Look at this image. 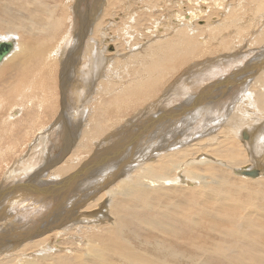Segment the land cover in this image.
I'll return each instance as SVG.
<instances>
[{
    "label": "bare ground",
    "instance_id": "obj_1",
    "mask_svg": "<svg viewBox=\"0 0 264 264\" xmlns=\"http://www.w3.org/2000/svg\"><path fill=\"white\" fill-rule=\"evenodd\" d=\"M24 1L0 6L12 44L0 109L23 102L0 112V264H264V0H99L85 43L71 35L82 0L67 2L61 39L67 16ZM39 33L45 42L22 36ZM29 55L40 75L56 65L50 116L25 102ZM78 58L91 75L69 78L88 96L82 118L63 81ZM63 128L60 145L45 142Z\"/></svg>",
    "mask_w": 264,
    "mask_h": 264
},
{
    "label": "rangeland",
    "instance_id": "obj_2",
    "mask_svg": "<svg viewBox=\"0 0 264 264\" xmlns=\"http://www.w3.org/2000/svg\"><path fill=\"white\" fill-rule=\"evenodd\" d=\"M6 2H7V0H5ZM5 1H2V2H0L2 5H0L3 9H4V5H3V3L5 4ZM54 1V2H53ZM43 0V3H48L47 5L49 6V9L50 10H53V13H54V18L55 17H60L61 15L63 16V20H64V18H66L65 16H67V19H65L66 21H64V24H63V26L61 25V27H59L60 28V33H59V35H60V39H61V37H62V35L66 32V31H69L68 30V28L70 27V21H69V19H68V15H67V13L69 12V14H70V9H68V6L70 5L69 3H71L72 1H74V0H72V1H70L69 2V0ZM24 0H18V3H15V6L13 7V11L15 12L16 11V9H19V8H21V7H23L24 6ZM57 3V4H59V5H57L56 6V4H55V6H53L54 5V3ZM60 2V3H59ZM62 2V3H61ZM63 2H64V4H63ZM67 2H69V3H67ZM66 3V4H65ZM72 4V3H71ZM88 4H90V6L88 7L87 5ZM116 4V3H115ZM63 5H66L67 6V12H65L64 10H62V8H63ZM117 5V4H116ZM88 8H87V7ZM53 7H55V8H53ZM60 7V8H59ZM104 7V5L102 4L101 5V3H100V1L99 0H82V7H81V10H82V8H83V12L82 11H80L81 12V18L82 19H80V17H79V21H74V23H73V29H72V31H71V35H72V38L75 40L77 37H78V39H80L81 40V42L82 43H85V41H86V38L88 37V36H90V30H91V28H90V26H91V24L93 23V20H95V17L99 14V11H100V9H102ZM31 8H36V7H34V6H31ZM52 8V9H51ZM59 8V9H58ZM64 9V8H63ZM56 10H58L57 12H56ZM61 10H62V12H61ZM112 10V8H110V11ZM122 6H117V8H116V11H115V13H116V15L115 16H117L119 13L120 14H122ZM3 10L2 9H0V17H3ZM59 12H61V13H59ZM38 18L41 20V21H36L37 23H39V24H41V23H49V21H46L47 20V14H46V12L45 11H42V10H40L39 9V11H38ZM72 15V14H71ZM113 15H114V12H111L110 14H109V16H111V17H113ZM169 16H170V19H172V17L174 16V14L173 13H170V14H168ZM76 16V15H75ZM85 17V18H84ZM185 17H186V19L187 20H189L188 19V15H185L183 18H184V20H185ZM5 18V17H4ZM77 18H78V16H77ZM50 19H52V17L50 18ZM86 19V20H85ZM110 25H112V27L111 28H115L116 26H118L119 24H120V22H121V19L119 18V17H114V18H112V19H108V20H106ZM200 22V21H199ZM66 23H68V24H66ZM91 23V24H90ZM201 24V23H200ZM126 25V24H125ZM0 31H2V30H0ZM3 31H5L4 29H3ZM145 32V30H143V33ZM158 34V33H157ZM55 35H56V33H55ZM23 36V38L25 39V40H28L30 43H41V42H45L46 41V39H45V37H46V35H41V33H39V34H33V35H29V34H23L22 35ZM6 38V37H5ZM59 38H57V39H59ZM102 38H107V36H104V37H102ZM107 43H108V45H109V41L107 40ZM145 45H143V47H144ZM251 49H255V48H251ZM250 49V50H251ZM259 50L260 51H262V48H256V51H258L259 52ZM244 51V50H243ZM124 52L126 53V55H131L132 54V51H130L128 48H125V50H124ZM72 58V57H71ZM70 58V59H71ZM121 58V60H123L122 59V57H120ZM70 59H69V61H70ZM112 59L113 58H111V59H108L107 60V62H110V61H112ZM82 59L81 58H78V59H75L74 60V62H73V65L74 66H68L67 64V66L69 67V69L68 70H65V71H63V81H64V85L65 86H67V89H68V91H70L71 92V94H69V98H70V101H71V106H72V108L74 109V110H76L75 112H74V114H76L75 115V117L76 116H78V117H76V118H82V116H83V112H84V107H85V103H87V102H85L84 104L82 103V102H84L85 101V99L88 97V96H84L83 97V93L85 92V88H81V85L80 84H75V83H73V80L71 81V82H69V78L70 77H72V75L73 74H77V75H80L83 79H86V80H88V79H90L91 78V75H85V74H83V72H81V68H82ZM124 61V60H123ZM126 62V61H125ZM26 65L27 66H29V72H27L25 75H24V78H25V76H26V80H28V81H23V83L25 84V83H28V82H30V83H32V85H31V87L34 85L35 87L32 89V91H30V92H28V100L26 99L25 100V102H31V104H30V108L31 107H34V108H36V111H38V109H39V105L41 106V109L39 110V113L37 114V115H34V117L36 118V117H41L44 113H47L48 114V116H50V114L53 112V110H54V107H55V97H56V92H55V86H54V84H55V82L54 81H56V71H57V69H56V65L54 66V69H52L53 68V66H49V67H46L45 68V70L43 71V73H41V75H40V71H41V68H40V65L39 64H37V62H35L34 61V58H33V56H28L27 57V59H26ZM94 66H99L98 68H106V66H107V63H105V62H102V63H100L99 65H94ZM39 73V74H38ZM12 74H14L15 75V73H13V70H11V72H10V75H12ZM58 74L60 75V71L58 72ZM35 75V76H34ZM37 75V76H36ZM40 76H41V78H40ZM12 77H14V76H11V78H10V84L14 81V80H11L12 79ZM38 77V78H37ZM51 79H50V78ZM57 78H58V75H57ZM51 81H50V80ZM53 79H55V80H53ZM30 80V81H29ZM43 80V81H42ZM46 81V82H45ZM97 80H95L94 82H96ZM50 83H52L53 84V87H52V84H50ZM43 84H45L44 86H43ZM39 85L41 86V87H43L42 89H44V91L46 92L45 94H46V96H44L43 95V93L39 90ZM45 87V88H44ZM47 88V89H46ZM53 88V89H52ZM34 90V91H33ZM72 90V91H71ZM87 90L90 92L91 91V89L89 88V87H87ZM69 92V93H70ZM33 94H34V96H33ZM93 94V93H92ZM37 95H39V96H37ZM37 97V98H34V97ZM45 98V97H47L46 99H44L43 97ZM39 97V98H38ZM160 97V96H159ZM14 99L15 100V104H18V103H23V102H21V101H19L18 100V96H10V98L9 97H7V98H5L4 99V102H3V105H2V108L0 109V112L3 114V116L4 117H6L5 116V113H7V110L12 106L11 105V103H13L14 101H10V99ZM36 99V100H35ZM44 99V100H43ZM47 100V101H46ZM34 102V103H33ZM50 104H49V103ZM59 102H60V100H59ZM44 103V104H43ZM148 104V103H147ZM147 104H145V106L147 107ZM82 105V106H81ZM48 106H50V107H48ZM144 106V107H145ZM8 107V108H7ZM59 108H61V105H58V107H57V110H56V112L58 111V109ZM141 108V107H140ZM163 109L164 107H160V109ZM165 109H166V107H165ZM4 112V113H3ZM179 114L181 113V111H179L178 112ZM78 114V115H77ZM80 114V115H79ZM12 115H16V112H14V113H12ZM3 117V118H4ZM0 125H1V119H0ZM15 125H18V127L21 125V123H16ZM15 125H10V129L11 128H13V127H16ZM62 126H66L67 125V123L65 122V120L62 122V124H61ZM12 126V127H11ZM0 132H3V127H0ZM66 133H67V130H65V128H63L62 130H61V133H58V132H55V133H53L52 134V136L50 135V136H48L46 139H45V142H47L49 145H53V144H57V145H60L62 142H63V139H66L67 138V136H66ZM60 134L62 135L61 137H60ZM1 135H3V134H1ZM49 137H51V138H49ZM118 145V144H117ZM123 144L121 143V144H119L117 147V149H121L120 147L122 146ZM18 159V158H17ZM16 159V160H17ZM139 163V162H138ZM121 164H123V163H121ZM121 164H118V167H120L121 166ZM141 164V163H140ZM140 164H137V165H135L134 166V168L135 167H137L138 165H140ZM134 168H132V169H134ZM258 168V167H257ZM261 174V173H260ZM260 174L259 175H257V176H255V177H253V178H257V177H259L260 176ZM246 177H249V176H246ZM250 178V177H249ZM252 178V177H251ZM3 183H5L4 182V180H3ZM101 212L99 211V212H95V214L94 215H92V214H89V215H87L88 217H92V216H96V215H98V214H100ZM57 231H60L59 229H56V231H55V229L54 230H51L50 232H49V234L50 233H52V232H57ZM1 234V233H0ZM11 237V236H10ZM54 248H56V246H54Z\"/></svg>",
    "mask_w": 264,
    "mask_h": 264
},
{
    "label": "water",
    "instance_id": "obj_3",
    "mask_svg": "<svg viewBox=\"0 0 264 264\" xmlns=\"http://www.w3.org/2000/svg\"><path fill=\"white\" fill-rule=\"evenodd\" d=\"M11 47H12V44H11L10 41H0V61L10 51ZM260 172H261V170H258V169H252V170L243 169L239 173L241 175H245V176H249V177H255V176L259 175ZM47 230L50 231L49 228H47ZM42 232L43 231H35V232H33L31 234V236H30V239H31V237H36V236L42 235L41 234ZM20 243H21V241H16V242H13L11 244L19 245Z\"/></svg>",
    "mask_w": 264,
    "mask_h": 264
}]
</instances>
